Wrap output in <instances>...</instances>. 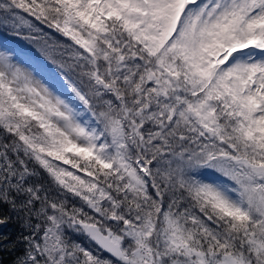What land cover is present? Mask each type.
<instances>
[{"label": "rangeland", "instance_id": "374dc122", "mask_svg": "<svg viewBox=\"0 0 264 264\" xmlns=\"http://www.w3.org/2000/svg\"><path fill=\"white\" fill-rule=\"evenodd\" d=\"M5 1L12 3L15 30L30 37L16 34L17 45L0 36V135L15 136L19 143L10 152L30 154L33 160L29 166L22 158L11 163L7 145L0 144V192H33V173L24 172L35 165L50 174L49 185L57 186L48 191L53 206L46 229L31 235L36 239L23 264H63L68 255L61 235L68 240L71 233L89 238L91 225L118 243L130 264H250L248 254L249 260L241 255L245 261L214 245L192 247L186 235L190 230H184L161 198L158 204L163 207L155 209L162 211L158 222L147 213L128 220L119 202L99 185L96 173L111 170L125 179V189L145 191L154 172L167 176L172 159L192 172L189 182L198 191L184 209L197 206L216 222L227 217L236 231L251 216L264 225V151L254 149L245 159L232 151V144L225 151L219 123L225 120L244 145L264 147V0ZM44 18L46 28L41 27ZM61 47L67 63L52 59ZM148 86L151 95L168 96L158 111H149V102L145 112L124 113V106L136 105L134 92ZM144 117L150 121L147 127L138 123ZM155 119L164 120L166 127L155 128ZM186 128L193 143L218 138L224 145H209L204 152L196 145V159L184 165ZM177 137L181 141L170 145ZM185 145L183 151L172 148ZM132 146L159 149L155 171L149 168L153 161L131 154ZM199 158L205 161L197 163ZM78 195L96 211L99 224L56 212L69 202L68 196ZM194 202L196 206H189ZM114 217L117 224L108 220ZM5 225L0 223V238ZM74 244L100 263L113 264L90 254L77 239Z\"/></svg>", "mask_w": 264, "mask_h": 264}, {"label": "trees", "instance_id": "16d2710c", "mask_svg": "<svg viewBox=\"0 0 264 264\" xmlns=\"http://www.w3.org/2000/svg\"><path fill=\"white\" fill-rule=\"evenodd\" d=\"M10 3V1L6 2L5 0H0V23L5 27L0 28V35L9 38L12 41L16 40V34H20L21 37H30L25 31L18 32L15 30V25L17 23L12 18L11 11L9 10L11 6ZM44 19L45 20L41 21V27L44 26L46 28L48 19ZM54 19L56 20L57 17H55ZM110 21L114 23L117 22L114 17H111ZM39 33L41 32H35L32 34ZM32 37L38 38L41 36L34 35ZM16 44L18 43L16 42ZM62 49L63 48L61 47L60 50L57 51V53L53 54L52 59L67 63V59L66 57H64V54L61 51ZM53 60L51 61L50 59L49 61L54 62ZM68 60L69 62L71 61L69 57ZM52 64L56 66L55 63ZM204 87L208 88V86L205 85ZM204 91H206V89ZM134 93L136 96V105L133 108L124 106V113L131 112V110H142L145 112V109H147L145 108V106L147 107V103L149 102V111L157 112L159 109V104L165 102L162 101V98L166 100L163 95L162 97L151 95V88L149 86L142 87L139 91H135ZM144 95L146 97H144ZM129 105L131 106L132 103H130ZM215 111L218 112V110ZM160 114L163 113H157V117ZM142 119V122L138 121V123L142 125V127H147L150 121H148L146 117ZM174 122H176V117H174L172 120V123ZM224 122L225 120H222V122L219 123L221 124L223 130V132L221 131V134H223L225 143L227 144L225 146H223L224 144L222 143V145H219L218 138L213 140L201 139L199 140L200 142L193 143L191 135L189 132H187L186 128V130L183 132L186 141L182 142V144L188 142L189 145L187 150L188 155L185 159L184 165L187 164V159L189 160L188 162L194 161L196 159L193 156V153H197L196 151H198V149H194V146L196 145H198L199 151L204 152L206 148H210L211 146H223L226 147V151L227 149H229L230 144H232L234 145L232 151L237 153L240 152L241 158L244 159L249 153H254V149H257V153L264 151V147L261 145H258L255 148L244 145L243 140L239 137H236L235 135H232V131L227 128V125ZM185 124L186 126H188L190 122L186 121ZM158 127L165 128L166 122H164V120L155 119V128ZM195 131L199 132V130ZM180 141L181 137L172 138V144L170 145H173V143ZM15 142L19 143V140L10 133H5L3 136L0 135V144L2 145L3 143H5L7 145L5 147V150L7 151L10 162L12 163L16 159L22 158L25 159L26 163L24 161L22 162L29 166V164L32 163L30 161L33 160L32 155H25V153L22 152L20 156H18L10 152ZM153 142L157 145L161 144V142H159L158 140H153ZM262 142L264 143V141ZM186 147L187 145H185L184 147L177 146V148L172 146L173 149H176L178 151H183L182 148ZM132 149L133 150H131L130 148L132 155L138 154L146 162L153 161V163L149 165V168L151 167L150 170H156L155 168L159 165L158 161L161 159L159 158L161 154L159 149L154 148V146H148L145 150L141 148V152L136 147L132 146ZM234 149L237 151H235ZM167 150L168 148L166 149V151ZM153 152H155V154ZM204 161L205 160L202 158L196 160L197 163H203ZM20 171V167L16 166V172L20 173ZM29 172L33 173V176L29 179L31 180V191L33 192L24 193L22 192L21 188H18L17 190H1L2 192H0V223L6 224L5 231H2L3 234L0 238V264H23L24 261L28 258L29 253L31 252L30 242L36 239V237L31 235H33L40 229L43 231L47 226L46 216L48 215V213H51L50 208L53 206L48 204L52 200V198L49 199L48 191L52 188V186H54V189L56 190L57 186L53 183L49 185V177L51 176L50 174H47V172L40 166L38 167L35 165L33 169H30L29 167V169L24 173L28 175ZM191 173L192 172L190 171H184L182 167H179L177 165V161L171 159V164L167 170V176L163 177L162 175V177H160L159 174L154 172L153 177L148 180V182L150 183H148L145 191L125 189V179H119V174H114V172L111 170L107 171L105 169L100 173L97 172L96 174H99L100 176L98 178L99 185L103 186L107 190V192L116 201L119 202V209L125 212V217L128 220L136 221L137 218L147 213V215H151L153 217L154 221L158 222L160 220L159 217L161 218L162 211H156L155 209L157 206H159L160 208L163 207L158 204L159 198H161L166 206L165 208L169 210L172 209L171 212L175 213V215L180 218L184 230H190L186 235L191 241L190 244L192 247L198 248L201 247V245L206 247V245L210 244L223 249L224 251L221 253H225L226 255L232 254L233 256L237 257H242L241 255H244L246 256L247 260H249L250 256L253 258L251 259L250 264H264V248H261L259 245L262 244L258 243L259 240L264 244V225L262 222L260 224H256L254 222V220L256 219L254 216L248 217V219L245 220L244 225H242V227H240V229L236 231L237 227H235L234 229L232 228V226H234V223L231 219L226 217L220 218L219 220L217 219V222L212 221L211 219L205 217L202 211L203 209L197 207L195 205V202L189 205L196 206V209H193V211L192 209L186 207L190 212L193 213V215H187L188 213L186 211V208L184 209V206L187 205L188 200L194 198L196 193H198V191H196L193 185L189 182ZM181 175H183V177H180ZM80 193L86 194L85 191H80ZM79 197L81 196H73L72 199L71 196H68L67 201L69 202L63 205H59L62 211L57 210L58 205H56V212H59L62 215L66 213L67 215H65V217L67 218H79L83 219L84 222L87 221L88 223L96 225L99 224L97 222V218L99 217L96 211L88 207L89 205L85 203V200L81 199L82 201H80ZM53 202L54 204H56L58 201L53 200ZM100 202L103 204H107L108 206H112L110 205V203H107L104 200H101ZM107 211L109 212L111 210ZM82 216L84 217L81 218ZM113 224L117 223L113 222ZM204 224H206L208 228L205 227ZM67 227L68 226H66V228ZM191 232H193V234H191ZM61 236H64L63 246L68 255V259L63 262V264H66V262L67 264H94L92 262L90 263V259H92L97 264H102V262L100 263L97 260L95 255L94 258H91L87 256V254L83 250H81V248L75 245V239H77L88 250L90 254H93V252H95L98 253L100 257L107 258L113 264H123L115 261L109 255L104 253L86 235L82 237L77 234L72 235L71 233L69 235L70 240H68V236L65 234ZM73 252L76 253L74 255V258L71 259ZM246 254H248L249 256H247ZM243 259L247 261L245 258Z\"/></svg>", "mask_w": 264, "mask_h": 264}, {"label": "water", "instance_id": "95a60500", "mask_svg": "<svg viewBox=\"0 0 264 264\" xmlns=\"http://www.w3.org/2000/svg\"><path fill=\"white\" fill-rule=\"evenodd\" d=\"M105 90L109 89L108 85H104ZM164 95V94H163ZM167 98L166 95H164ZM110 221L116 222L117 218H110ZM125 229H128V224L124 225ZM88 235L90 240L96 244L104 253L109 255L115 261L123 264H130V259L124 254L121 246L113 241L109 236L103 233L99 227L91 225L88 227Z\"/></svg>", "mask_w": 264, "mask_h": 264}, {"label": "bare ground", "instance_id": "6f19581e", "mask_svg": "<svg viewBox=\"0 0 264 264\" xmlns=\"http://www.w3.org/2000/svg\"><path fill=\"white\" fill-rule=\"evenodd\" d=\"M19 54H22V52H19ZM40 63H41V62H40ZM40 65L45 66L43 63H41Z\"/></svg>", "mask_w": 264, "mask_h": 264}]
</instances>
